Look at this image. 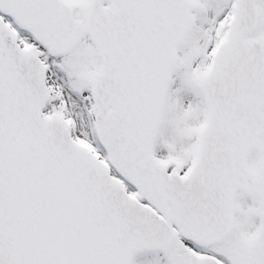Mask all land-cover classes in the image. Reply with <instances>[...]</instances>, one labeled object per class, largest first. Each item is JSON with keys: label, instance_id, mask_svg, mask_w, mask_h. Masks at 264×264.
Instances as JSON below:
<instances>
[{"label": "snow or ice", "instance_id": "obj_1", "mask_svg": "<svg viewBox=\"0 0 264 264\" xmlns=\"http://www.w3.org/2000/svg\"><path fill=\"white\" fill-rule=\"evenodd\" d=\"M0 264H264V0H0Z\"/></svg>", "mask_w": 264, "mask_h": 264}]
</instances>
